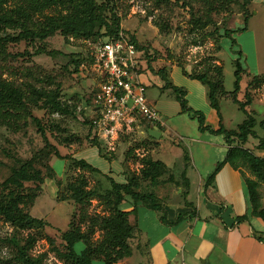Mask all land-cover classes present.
<instances>
[{"label": "rangeland", "instance_id": "rangeland-1", "mask_svg": "<svg viewBox=\"0 0 264 264\" xmlns=\"http://www.w3.org/2000/svg\"><path fill=\"white\" fill-rule=\"evenodd\" d=\"M98 2L104 5L107 13L114 11L120 16L123 32L135 38L152 72L158 74L164 70L167 73L168 68L177 66L186 75L206 74L217 82L222 93L219 106L224 125L230 129H236L247 119V115L228 96L234 90L235 62L240 60L244 73L238 99L243 103L249 97L252 100L247 109L258 122V137H263L264 130L260 124L264 121V1L255 4L253 0L247 10L243 7V0ZM26 4L25 0H10L5 6L10 13ZM61 14H68L67 7L61 4L53 6L32 15L29 27L38 30L47 16L58 17ZM246 16L248 23L244 31ZM199 19L206 27L197 23ZM16 20L21 21V18L17 16ZM226 31L239 32L225 38ZM21 32L19 28H10L0 22L1 38L18 36ZM232 39L236 42L233 43ZM89 42L93 40L65 36L61 32L44 42L23 40L10 43L0 40V80L22 90L28 110L12 128L0 125V184L10 177L18 159L33 160L44 175V182L40 186L25 184V193L35 192L38 198L24 209L47 223L44 227L20 230L0 218V264H23L21 250L30 236L35 238L34 247L28 252L30 257H43L45 264H67L60 252H66L62 234L69 229L70 222L80 223L83 232H91L90 218L109 215L107 205L98 198L85 205L75 203L71 200L69 187L82 178L88 182L89 188L100 184L108 187L100 175L83 170L77 164L83 159L78 152L90 146L89 127L81 118L86 116L98 90V79L89 61ZM56 90L60 100L69 107V114L54 112L41 95ZM172 90L169 92L176 95ZM153 95L154 92L149 91L148 96ZM149 140L148 135L141 136L135 131L121 135L114 151L105 141L99 143L106 158L121 160L131 173L139 175L142 161L150 158L143 152L144 148L149 150L152 143ZM259 144L258 138H250L247 148L264 157ZM168 145L187 156L185 144L179 136L169 138ZM55 149L59 151L58 155ZM86 161L94 165L91 160ZM243 173L247 178H255L248 166L243 168ZM259 192L264 203V184L259 187ZM166 194L163 188L159 189L160 197ZM129 207L124 205L122 208ZM129 219L135 225L134 216ZM138 233L136 229L134 238ZM90 236L91 243L96 244L103 239V232L96 228ZM132 240L130 245L135 244Z\"/></svg>", "mask_w": 264, "mask_h": 264}, {"label": "trees", "instance_id": "trees-1", "mask_svg": "<svg viewBox=\"0 0 264 264\" xmlns=\"http://www.w3.org/2000/svg\"><path fill=\"white\" fill-rule=\"evenodd\" d=\"M9 1L0 0V22L6 23L10 28H19L22 32L18 36L0 37V40L5 42L18 43L23 40L44 42L57 32H61L65 36L84 37L93 41L101 38L114 40L119 38V34L123 32L120 16L114 11L107 13L104 5L100 4L98 0H25L27 2L26 6L17 7L8 13L5 5ZM107 1L110 2V0ZM252 2L253 0H243L245 10L250 7ZM59 4L67 7L68 14H61L58 17L47 16L38 30L29 27L32 15L43 13L45 10ZM17 16L21 18V21L16 20ZM197 23L201 27H206V24L200 19L197 20ZM247 23L248 16L245 18L244 31L247 30ZM102 29H104V32L101 33ZM237 32L239 31H226L225 38H230ZM130 40L140 51L135 38L131 36ZM232 42L235 43V39H232ZM89 61H91L90 58ZM235 66L234 90L229 92L228 96L247 115V119L233 130H227L222 124L217 131L207 126L205 115L188 106L186 91L172 86L167 79L166 71L160 70L158 74L162 75L166 87L173 89L176 93L183 112L188 113L198 121L199 131L224 135L230 146L225 159L217 165L214 172L209 176L207 185H211L215 181L218 173L226 165H230L235 170H240L245 179L251 214L264 221V208L259 192V187L264 184V157L257 156L244 146L250 138H258L260 142L259 149L264 151V135L262 138L258 137L256 132L258 122L247 109L252 103L250 97L245 103L238 99L244 68L240 60L235 62ZM145 68L150 69V64L143 57L141 72ZM187 76L190 79L202 82L209 88L211 106L217 110L219 117L222 118L219 106L222 93L218 89V83L209 79L206 74ZM41 95L47 99L46 102L54 112L62 115L70 113L69 107L60 100L57 90L54 93L43 92ZM26 100L21 89L13 86L10 82L0 80V125L9 128L16 125V122L25 116L28 111ZM83 117H85L83 124L89 127V144L97 147L102 157L106 158L102 153L99 140L93 138L91 121L86 116ZM260 127L264 130V121L260 124ZM70 136H73V134H70ZM58 153L59 151L55 149V154L58 155ZM16 162L17 164L12 168L10 177L3 184H0V218L20 230L32 229L35 226L44 227L47 225L44 220L35 218L30 211L24 209L28 203L33 205L38 198L35 192H32V194L25 193V184L32 183L40 186L44 182V175L36 168L33 160L18 159ZM77 164L83 170L100 175L106 181L108 187L104 188L100 184L95 188H89L85 179H79L69 186L71 200L79 205H85L92 199L98 198L107 205L109 215L90 218L89 231L91 232H83L80 223L71 221L69 229L62 234V239L66 244V252H60V256L67 264H119V262L132 255L130 241L134 239L136 229L138 230L137 224L133 225L129 217L136 215L140 205H144L152 211L164 212L163 199L158 195V191L161 187L173 182L176 183V181L170 169L163 162L153 161L151 158L142 161L143 167L139 175L131 173L129 167L125 164L128 174V181L125 184L117 183L113 178L104 175L85 160H78ZM247 166L251 169L254 179L247 178L244 175L243 168ZM35 189H38V186ZM125 201L132 202L133 209L131 211L123 210L122 206ZM247 219L248 216L239 218L240 221ZM163 220H165L164 217ZM96 228L103 232V239L95 244L91 243L90 234H93ZM86 242L87 245L84 244ZM34 243L35 238L30 236L27 239L26 246L21 250V262L23 264H45L43 257L32 258L28 255V252L34 247Z\"/></svg>", "mask_w": 264, "mask_h": 264}, {"label": "crops", "instance_id": "crops-1", "mask_svg": "<svg viewBox=\"0 0 264 264\" xmlns=\"http://www.w3.org/2000/svg\"><path fill=\"white\" fill-rule=\"evenodd\" d=\"M262 1L255 0V4ZM166 76L172 86L186 91L188 106L205 115L207 126L216 131L221 124L225 127L221 109L222 118L211 106L206 85L190 79L177 66L168 68ZM140 81L147 86L149 103L158 109L165 123L159 127L141 121L136 131L141 136L148 135L152 142L143 152L153 161L163 162L176 183L161 187L167 192L160 197L164 212L138 206L133 216L139 233L132 240V255L119 264H264V221L251 214L242 172L226 165L207 185L209 176L230 149L226 137L200 132L198 121L183 112L162 75L145 68ZM151 90L154 95L148 96ZM150 131L161 132L160 138L151 137ZM177 136L185 144L187 156L168 145L169 138ZM78 154L117 183H127L126 165L121 160L102 157L92 145ZM262 204L264 208L263 200ZM124 205L130 206L125 211L133 209L131 201ZM243 216L248 219L240 221Z\"/></svg>", "mask_w": 264, "mask_h": 264}, {"label": "built area", "instance_id": "built-area-1", "mask_svg": "<svg viewBox=\"0 0 264 264\" xmlns=\"http://www.w3.org/2000/svg\"><path fill=\"white\" fill-rule=\"evenodd\" d=\"M89 47L91 68L98 79L86 114L93 138L105 141L114 151L121 135L135 132L141 121L164 127L158 109L148 101L147 86L140 81L143 54L130 37L121 32L117 39L101 38L89 42Z\"/></svg>", "mask_w": 264, "mask_h": 264}, {"label": "water", "instance_id": "water-1", "mask_svg": "<svg viewBox=\"0 0 264 264\" xmlns=\"http://www.w3.org/2000/svg\"><path fill=\"white\" fill-rule=\"evenodd\" d=\"M149 134H150L151 137H153L155 139H159L160 136H161V132H159V131H150Z\"/></svg>", "mask_w": 264, "mask_h": 264}]
</instances>
